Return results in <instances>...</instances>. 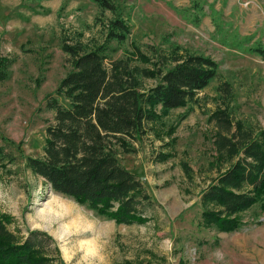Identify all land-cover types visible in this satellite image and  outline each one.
<instances>
[{"label": "rangeland", "instance_id": "1", "mask_svg": "<svg viewBox=\"0 0 264 264\" xmlns=\"http://www.w3.org/2000/svg\"><path fill=\"white\" fill-rule=\"evenodd\" d=\"M113 1L129 27L122 46L104 41L102 24L111 14L90 0H0V62L6 64L0 68V147L12 156L11 163L0 162V216L10 218L8 229L16 235L45 232L62 264H264L262 203L242 212L239 228L230 233L204 225L200 204L209 181L227 167L214 162L210 112L226 108L232 121L264 130V60L231 40L221 45L207 15L194 27L169 8L186 7L189 0ZM201 1L206 14L209 5L220 13L229 35L247 39L244 47L264 45V0ZM61 40L80 42L85 51L105 42L112 59L137 49L152 61L177 48V55L184 50L217 64L216 78L192 103L160 115L148 125L152 131L119 156L149 196L141 224L97 215L54 193L25 165L26 157L41 156L44 127L52 120L44 98L70 69ZM131 65L150 67L135 59ZM140 82L147 89L156 80ZM223 84L230 95L218 90ZM161 153L169 157L158 161Z\"/></svg>", "mask_w": 264, "mask_h": 264}, {"label": "trees", "instance_id": "2", "mask_svg": "<svg viewBox=\"0 0 264 264\" xmlns=\"http://www.w3.org/2000/svg\"><path fill=\"white\" fill-rule=\"evenodd\" d=\"M90 1L99 11L111 14L102 24L104 41L122 46L129 27L114 1ZM188 3L186 7L169 8L194 27L207 15L221 45L231 40L236 49L264 60V45L244 47L247 39L229 35L212 5L206 7V14L204 1ZM105 42L85 51L80 42L67 45L61 40L60 49L70 69L44 98L52 120L44 127L41 156L26 157L25 165L54 193L97 215L116 224H141L145 221L142 208L149 204V196L141 182L120 165L119 156L130 152L132 143L152 131L148 125L151 127L160 115L192 103L196 94L216 78L217 64L210 57L184 50L177 55V48L168 56L156 55L152 61L137 49L131 57L112 59ZM134 59L150 67L131 65ZM5 67L1 61L0 68ZM4 77L0 74V81ZM143 78L156 82L142 89ZM224 86L218 90L230 95ZM209 121L216 128L212 140L214 162L227 163V167L201 192V220L218 232L230 233L239 228L242 212L259 203L264 209V130L256 132L239 120L232 121L226 108L210 112ZM168 157L158 154V161ZM2 161L11 163L12 156L0 147ZM181 166L187 175L186 166ZM10 221L0 216V264H62L56 245L45 232L26 230L22 237L8 229Z\"/></svg>", "mask_w": 264, "mask_h": 264}]
</instances>
